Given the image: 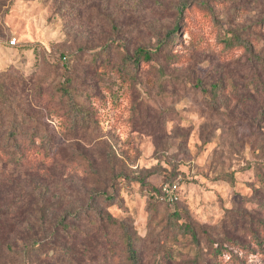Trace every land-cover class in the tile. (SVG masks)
<instances>
[{
	"label": "rangeland",
	"instance_id": "rangeland-1",
	"mask_svg": "<svg viewBox=\"0 0 264 264\" xmlns=\"http://www.w3.org/2000/svg\"><path fill=\"white\" fill-rule=\"evenodd\" d=\"M179 1L7 0L0 10V76L22 80L36 111L63 80L71 100L66 121L44 118L54 161L0 172L6 234L31 236L97 198L88 217L69 218L87 246L31 264H130L109 214L130 225L141 264H264V0H187L180 19ZM177 26L165 51L178 63H132ZM232 36L252 51L227 46ZM176 179L178 205L150 200ZM8 247L0 264H21Z\"/></svg>",
	"mask_w": 264,
	"mask_h": 264
},
{
	"label": "trees",
	"instance_id": "trees-1",
	"mask_svg": "<svg viewBox=\"0 0 264 264\" xmlns=\"http://www.w3.org/2000/svg\"><path fill=\"white\" fill-rule=\"evenodd\" d=\"M6 1L0 0V10L5 6ZM189 8L190 3L187 0L177 2L179 19L184 16ZM178 22L181 21L178 20ZM178 30L179 26L167 32L164 38H160L155 52L147 48H138L135 57L131 60L132 63L139 65L141 62H151L156 58L163 57L170 64L178 63V56L165 51ZM235 42L252 51V45L242 40L240 36H232L227 39L226 45L232 46ZM22 85H26L22 80L12 82L9 81V75L2 74L0 76V172H10L11 169L20 171L35 164L49 163L54 161L55 157L59 154L58 152L51 153L53 140L51 139V134H49V126L44 122V118L60 116L63 121L67 120L60 114V112L66 111L68 104L71 103V100L69 102L66 100V98L69 100L70 96L67 81L63 80L57 84V91L59 90L61 93L57 101H55V95L51 92L44 93L46 97L42 94L47 104L45 107L46 113L34 110L29 102L23 100L20 94ZM41 87L43 86L39 83L35 86V90ZM31 90L32 92L34 91L32 87ZM69 110H71L74 119L73 125L77 126L78 123L84 122L78 107L71 104L69 105ZM79 120L81 122H78ZM0 175L3 176L2 173ZM176 182L179 181L176 179L172 182H166L157 189L151 190L148 194L150 200L158 205L174 208L182 199L178 197L177 201H168L163 194V187L167 184H176ZM95 196L96 194L90 195L85 200H82L83 202L79 204L75 212H69L62 217H57L46 228L37 233L35 232L31 236L26 232L18 231L13 225L10 226V234H6L4 216L0 213V254L3 248L11 244L12 255L15 256L17 262L31 264L32 257L35 254H43L45 258L50 259L57 256L68 257L70 248L67 246H69V243L74 247H86L87 243L84 241L87 240L83 237L87 235V232L82 225L69 222V218L73 216L74 221L78 223V221L82 220V215L88 217V212L93 211V205L97 202ZM3 199V194H0V201H3ZM33 203L34 200H30L27 207H32ZM32 209L24 210L29 212ZM26 212L22 210V212L13 218L18 220L20 216L24 217L27 215ZM97 217L100 219V215ZM104 220L121 230L124 249L130 264H141L136 247V239L130 225L125 220H118L110 214ZM10 222H7L5 225ZM79 238L82 239L79 240Z\"/></svg>",
	"mask_w": 264,
	"mask_h": 264
},
{
	"label": "built area",
	"instance_id": "built-area-1",
	"mask_svg": "<svg viewBox=\"0 0 264 264\" xmlns=\"http://www.w3.org/2000/svg\"><path fill=\"white\" fill-rule=\"evenodd\" d=\"M12 43L15 44L16 40L13 39ZM176 190H177L176 184H173V185L168 184L163 187V194L168 201H177L178 196H177Z\"/></svg>",
	"mask_w": 264,
	"mask_h": 264
}]
</instances>
